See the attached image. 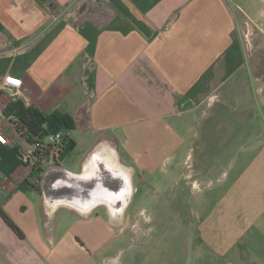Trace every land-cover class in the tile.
<instances>
[{"label": "crops", "instance_id": "0c3cea01", "mask_svg": "<svg viewBox=\"0 0 264 264\" xmlns=\"http://www.w3.org/2000/svg\"><path fill=\"white\" fill-rule=\"evenodd\" d=\"M88 1L113 11L101 20L78 7L80 0H0V133L5 144L30 148L6 114L15 98L45 112H68L75 127L64 133L76 140L74 149L80 140L87 142L75 160L77 169L62 164L73 149L58 164L47 163L39 180L30 165L18 167L9 178L0 172V207L22 229L25 237L18 242L32 248V264L140 263L136 255L148 251L134 250L124 262L125 248L117 245L125 230L144 232L130 225L137 215L126 214L134 177L143 184L146 178L157 180L162 187L170 178L166 187L180 196L191 173L186 170L188 139L177 122L185 119L182 124L188 125L187 115L205 96L217 102L233 95L234 88L222 96L216 92L244 63L236 10L252 17L238 3L235 9L230 0ZM239 126L232 127L231 138L243 134ZM229 156L227 150L216 153L215 169L230 162ZM106 157L129 173L124 196L115 182H106L105 172H111ZM210 168L198 171L195 186L196 178L213 172ZM25 178L37 182L40 191L20 189ZM225 181L195 192L200 241L214 231V208L226 199L216 190ZM117 208L119 214L113 212ZM1 223L0 218L2 233ZM260 243L261 250L264 237ZM4 246L0 241V255L6 258ZM164 249L148 264H170ZM178 254L173 264H188L183 248Z\"/></svg>", "mask_w": 264, "mask_h": 264}, {"label": "rangeland", "instance_id": "374dc122", "mask_svg": "<svg viewBox=\"0 0 264 264\" xmlns=\"http://www.w3.org/2000/svg\"><path fill=\"white\" fill-rule=\"evenodd\" d=\"M230 3L235 9L236 3L243 5L252 17L249 19L236 10L245 52L244 63L216 92L217 96H222L223 90L234 88V94L226 100L217 98V102H214L215 97L205 96L197 109L187 115L188 125L182 124L185 119L177 122L176 127L188 139L186 170L191 173L189 183L184 185V189L179 188V197L166 187L170 178L163 181L162 187L157 180L146 178L143 184L134 177L135 193L126 214L130 217L137 215L130 225L144 232L143 235H131L129 230L122 233L117 245L125 248L124 262L132 251L145 249L147 258L144 259L140 252L136 255L140 263L136 264H148L156 260L151 256L162 257V252L158 251L164 247L168 248L164 249L168 251L164 256L170 264L178 262V250L182 248L188 264H200V261L201 264H264V246L259 249L260 240L264 237V29L257 24H264V0H230ZM77 5L85 6L87 13L99 14L101 20L107 19L113 11L106 4H92L88 0H80ZM240 25H243L245 33L240 30ZM257 76L261 77L260 80ZM237 123L240 125L238 131L244 127L243 134L240 131L241 136L233 135L231 138L229 133ZM78 136L81 138L83 135ZM86 143L80 140V146L62 164L69 169H77L75 160ZM22 145L28 144L22 141ZM222 150H227L230 162L225 161L221 168L219 160L221 163L216 170L213 160ZM211 166H214L213 172L196 178L198 186H195L194 176L200 169L208 171ZM157 176L160 178L161 174ZM224 179L225 183L216 190L218 197L226 199L217 209L214 208L216 212L211 226L214 231L204 234L200 241L194 218V210L197 209L195 192L199 187L205 189L211 183L216 185ZM227 185L230 189L228 194ZM140 209L142 211L138 215ZM1 224L4 231L0 232V241L5 245L6 258L0 255V264L8 261L32 264V248L18 242L19 238L4 223ZM198 247L202 253L197 251ZM195 256L200 258L196 260ZM133 261H137L135 257Z\"/></svg>", "mask_w": 264, "mask_h": 264}, {"label": "trees", "instance_id": "16d2710c", "mask_svg": "<svg viewBox=\"0 0 264 264\" xmlns=\"http://www.w3.org/2000/svg\"><path fill=\"white\" fill-rule=\"evenodd\" d=\"M6 114L19 137L26 139L30 145L38 144L31 152L33 163L30 165L22 161V149L18 145L10 146L0 141V172L8 178L18 167L30 165L31 175L39 180L47 163L58 164L76 146V140L64 133L75 127L74 118L68 112L57 109L45 112L34 105H26L20 98H15L8 103ZM49 136L54 137L52 142L47 140ZM19 188L40 191L37 182H31L28 178L22 180ZM0 218L19 239H24L22 229L2 207Z\"/></svg>", "mask_w": 264, "mask_h": 264}, {"label": "bare ground", "instance_id": "6f19581e", "mask_svg": "<svg viewBox=\"0 0 264 264\" xmlns=\"http://www.w3.org/2000/svg\"><path fill=\"white\" fill-rule=\"evenodd\" d=\"M103 162L105 164V167L107 169L111 170L114 174L122 176L127 181L130 180L128 171L125 168H123L121 165H119L118 163L114 162L109 157L104 158ZM92 173H93V170H90L86 174L91 175ZM113 212L115 214H119L121 212V209H119V208L113 209Z\"/></svg>", "mask_w": 264, "mask_h": 264}, {"label": "water", "instance_id": "95a60500", "mask_svg": "<svg viewBox=\"0 0 264 264\" xmlns=\"http://www.w3.org/2000/svg\"><path fill=\"white\" fill-rule=\"evenodd\" d=\"M105 176H106V179H107L106 182L107 183L112 182V181L115 182L119 186L118 187V189L120 191L119 194L124 196L125 190L127 189L126 188V180L122 176L114 174L112 171L111 172L110 171H106L105 172ZM107 191H109L108 188H107Z\"/></svg>", "mask_w": 264, "mask_h": 264}, {"label": "built area", "instance_id": "2783aa9c", "mask_svg": "<svg viewBox=\"0 0 264 264\" xmlns=\"http://www.w3.org/2000/svg\"><path fill=\"white\" fill-rule=\"evenodd\" d=\"M0 113H1V111H0ZM6 140L7 139L0 133V141L2 143H6L7 142ZM47 140L52 142L54 140V137L53 136H49L47 138ZM37 145L38 144H32V145H30V148L27 149V150L22 149L21 155H22V161L23 162L29 163L30 165L33 163L32 157H31V152H32V150H34L37 147Z\"/></svg>", "mask_w": 264, "mask_h": 264}]
</instances>
